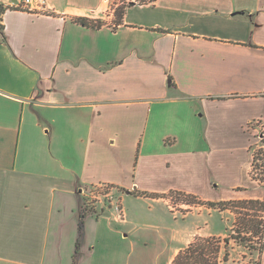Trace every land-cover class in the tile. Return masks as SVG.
Segmentation results:
<instances>
[{"label": "crops", "instance_id": "obj_1", "mask_svg": "<svg viewBox=\"0 0 264 264\" xmlns=\"http://www.w3.org/2000/svg\"><path fill=\"white\" fill-rule=\"evenodd\" d=\"M104 2L2 16L0 264H72L76 252V264H130L129 239L148 233L127 197L152 203L165 227L178 222L164 218L174 193L203 207L264 200L250 130L264 121V0H156L121 25L75 22L100 20ZM98 184L126 190V218L89 215L80 232L84 189ZM165 234L170 264L192 239Z\"/></svg>", "mask_w": 264, "mask_h": 264}, {"label": "rangeland", "instance_id": "obj_2", "mask_svg": "<svg viewBox=\"0 0 264 264\" xmlns=\"http://www.w3.org/2000/svg\"><path fill=\"white\" fill-rule=\"evenodd\" d=\"M130 1L141 2L142 0H105L102 11L100 13L101 18L100 20L95 21H100L104 25L109 23H111L112 25L115 24L118 11H120L124 6L128 5ZM137 11L138 10H133L131 12V15L137 14ZM263 124L264 121L251 124L250 130L252 131L254 138L252 152H257L261 149V141L257 138V130H262L264 127ZM259 164H262V162L260 161ZM263 168L264 167H262L261 170ZM261 170H257L255 173L257 174L258 178H262V175H264V169L262 172ZM169 197L170 202L167 204V207H174V209H176L175 211L177 212V216L175 218L178 222H176V224H173L175 223L172 217V215H174V212L170 208L172 212L166 210V216L164 217L165 220H167L168 222H172L173 224L172 226L170 225L168 227H165L166 225H164V223H161L163 222V220L155 219L153 217L155 212L154 208L152 209L150 207L152 203L136 200L134 197L126 198V205L125 203L124 205L130 212L129 220L133 222V227L137 229V232L139 234L145 231L148 233L145 238H134L131 236V238L129 239V242L131 243L130 247L132 248L131 257L129 258L130 264H169L170 256L174 251V246H176L177 244L171 243L172 240L168 236H166L165 233H170L171 230L175 231L177 229H182L185 232L186 241L190 239H192L193 241L194 238H191L192 232H194L196 228H198V226L203 228V226H205V223L209 225V227L206 228L205 232H212V235L204 236V238H216L221 239L222 241L220 264L264 263V254L261 255L260 251L257 250L260 247L257 244L258 238L253 236V234H246L243 231L242 225H240L242 221L241 219L242 217H244V214L264 217V212L256 213L257 210H253L254 207H252L251 204L238 205L237 201L229 203L228 205L224 206V208L220 209L218 207L211 208L209 207V205L203 207V205L197 200L184 196L178 197L177 195L172 194ZM82 198L83 207L85 204L84 195ZM157 207H163L165 209L164 204H161ZM250 208L251 210H249ZM255 208L261 209L260 205H257ZM111 213H113V210L103 213L101 217L105 216V218L108 219L107 221H111L113 220V216L111 215ZM90 221L93 222L94 220L90 218L89 222ZM260 221L264 223V218H262V220ZM90 224L92 223L90 222ZM239 229L243 231V234H239ZM69 234H71L72 236L75 234V238L78 239H80V236H82V234L79 236L78 232L76 231H71V233ZM92 234V228H87V232L85 233V235L90 237ZM243 237L246 239H251L250 242L247 244H242L239 240H241ZM225 239L229 240L227 250L225 248V242H223ZM225 253L227 254V262L221 260L223 259Z\"/></svg>", "mask_w": 264, "mask_h": 264}, {"label": "trees", "instance_id": "obj_3", "mask_svg": "<svg viewBox=\"0 0 264 264\" xmlns=\"http://www.w3.org/2000/svg\"><path fill=\"white\" fill-rule=\"evenodd\" d=\"M156 0H142L141 2H132L130 1L128 5L124 6L120 11H118L116 16V24L121 25L123 24L125 13L128 8L135 6L136 4L139 5H145L149 3H154ZM6 9L3 7V5H0V34L3 32V25H2V16ZM75 22L78 24L89 27L93 29H101L104 24L100 21H94L90 20L88 18H77L75 19ZM262 120L257 121V123H260ZM253 153V163H252V179L256 182H258L262 187L264 188V175H262V178H258L256 171L261 170L262 167H264V140L261 141V149L257 152ZM262 162V164H259V162ZM264 169V168H263ZM261 170V172L263 171ZM123 192H126L124 189H120ZM178 197H187L194 200H197L195 197L191 195L181 194V193H174ZM198 201V200H197ZM231 202H221V203H206V205H209L211 208H224V206L228 205ZM238 205H248L251 204L253 210H257V212H264V200H243V201H237ZM257 205H260L261 209L255 208ZM222 206V207H221ZM251 210V208L249 209ZM89 215H92L91 211H88L84 206L81 209L80 214V222H79V230L81 232L82 228L85 225V221L88 218ZM262 216L258 215H250V214H244V217H242V221L240 225H242L243 231L246 234H253L257 240V244L260 246L259 250L261 255L264 254V223L260 220H262ZM239 234H243V231L241 229L238 230ZM241 239V238H240ZM239 240V239H236ZM251 239L242 238L239 240L242 244H247L250 242ZM223 242H225V248L227 250V245L229 243L228 239H225ZM221 239L216 238H204V237H195L194 241H192L190 244L184 246L179 253L176 255L174 260L170 264H220V254H221ZM240 244V243H239ZM253 248V247H252ZM255 249V248H254ZM256 250V249H255ZM77 252L75 253V256L73 257L72 264H76V258H77ZM225 262H227V254L225 253L223 259H221Z\"/></svg>", "mask_w": 264, "mask_h": 264}, {"label": "built area", "instance_id": "obj_4", "mask_svg": "<svg viewBox=\"0 0 264 264\" xmlns=\"http://www.w3.org/2000/svg\"><path fill=\"white\" fill-rule=\"evenodd\" d=\"M132 2H136V1H132ZM3 7L6 10L13 8V9H18L36 14H47L49 12L47 7V0H20L8 6L3 5ZM257 138L260 141L264 140V127L262 130L259 129L257 130ZM123 194H124L123 191L114 187L113 185H109V184L93 185L84 189L83 192V195L85 197L84 207L88 211H91L92 214L96 217H101L103 213L113 210L117 213L118 217L123 220L124 218H126V213L122 202ZM169 208L172 209V211L174 212L173 214L176 217L177 216V212L175 211L176 209H174V207H169Z\"/></svg>", "mask_w": 264, "mask_h": 264}, {"label": "water", "instance_id": "obj_5", "mask_svg": "<svg viewBox=\"0 0 264 264\" xmlns=\"http://www.w3.org/2000/svg\"><path fill=\"white\" fill-rule=\"evenodd\" d=\"M127 194L129 195V194H130V192H127Z\"/></svg>", "mask_w": 264, "mask_h": 264}]
</instances>
